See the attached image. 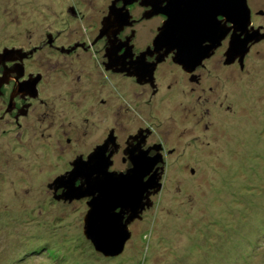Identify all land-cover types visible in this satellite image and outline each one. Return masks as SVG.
Listing matches in <instances>:
<instances>
[{
    "label": "rangeland",
    "instance_id": "rangeland-1",
    "mask_svg": "<svg viewBox=\"0 0 264 264\" xmlns=\"http://www.w3.org/2000/svg\"><path fill=\"white\" fill-rule=\"evenodd\" d=\"M113 1L0 0V53L19 48L25 53L50 38L66 49L86 37L95 39L98 32L92 27L108 15L106 5ZM249 4L254 27L264 31V0ZM156 23L134 27L148 43L162 25ZM228 42L206 62L200 84L175 68L156 78L158 88L151 93L149 81L141 86L134 74H112L111 101L100 95L98 100L105 102L93 114L81 109L82 121L78 116L72 120L77 115L73 109L62 114L68 117L64 125H54L45 155L38 140L3 132L0 264H264V39L251 47L243 68L238 60L224 63ZM86 51L72 56L101 57L95 48ZM2 121L0 128L9 127ZM75 122L81 128L72 136L73 148L64 147L66 137L61 136ZM139 127L150 129L151 142L164 146L163 187L142 219L130 224L124 250L104 256L84 234L92 197L56 200L55 194L65 189L55 190L53 183L68 172L63 173L70 162L73 168L79 154H90L110 130L112 136L113 129L123 145L110 170L126 171L131 163L122 161L123 150Z\"/></svg>",
    "mask_w": 264,
    "mask_h": 264
},
{
    "label": "flooded vegetation",
    "instance_id": "flooded-vegetation-1",
    "mask_svg": "<svg viewBox=\"0 0 264 264\" xmlns=\"http://www.w3.org/2000/svg\"><path fill=\"white\" fill-rule=\"evenodd\" d=\"M151 2L153 3V0H138L129 4L127 8L131 14L130 21L132 23L130 25H125L117 36H114L111 31L106 33L103 31L101 32L102 29L100 25H102L103 22V20H101L99 25L95 23V27H92V29H95L96 33L98 32L97 38L94 37L95 39H92L93 36L86 37L84 40L79 41V43L77 42L78 45L75 47L70 46V44V48L68 47V49H66L65 46L59 47L54 45L55 38H50L49 42H45L34 49L30 48L32 50L29 49L25 53V49L23 48H19V50L12 49L11 51L5 49L4 54L0 53V98L4 97V99H1L0 104V120H7L8 122L6 121V124H9V127L6 129L0 128V135H2L3 132H9L11 134L15 132L19 137L24 138L29 136L32 140H38L40 142L38 148L40 147L43 149V155L47 154L46 145L49 144V136L55 132L53 128L54 125L57 122L64 125L68 117L62 114L75 110L77 115H72V120L75 121L78 116L82 121V116L78 115L81 109H86L87 113L93 114V112L100 109V101L102 100V103L105 102L102 97L98 100L100 95L106 94L107 100L111 101V75L115 73L123 74V77L132 76L133 74L131 73L133 72L138 73L135 75L136 84L148 86L146 81H149L150 87L152 88L151 93H156L158 88L156 78L160 74H173L175 68L182 72L190 82L195 81L197 84H200L203 81V75L200 71L205 69L207 67L206 62L213 58L218 51L223 48L222 46L225 44L226 40H229V36L223 40L222 46L216 50L212 57L205 59L203 63L192 72L185 70L181 65L175 63L172 59V54H169L165 60L158 62L154 67L151 65L153 75L148 71H143L141 67L130 68L131 65L129 61L136 59L141 53L145 52L153 45L154 41L153 39L147 43L144 36H142L134 26L138 23L143 24L148 22L151 25H157V20H160L163 24L167 18L162 12L153 14ZM154 2L161 6V8L166 5V2H162V0H155ZM113 4L117 7L123 6V4L117 2H112L111 5ZM106 7L109 8V3ZM103 14L104 16L106 15L105 13ZM92 29H90V31ZM127 30L129 33L126 32ZM92 41L94 44H92ZM92 48L97 50L94 54L101 55L100 59L91 58L90 55L88 59L82 60L80 59V52L77 53L79 54L78 57L72 56L77 51H80V49L90 51ZM156 57L157 54L153 56L147 55L146 60L148 63L152 64L156 61ZM26 80L30 81L26 83ZM31 81L35 82V88L33 89H29L27 86ZM57 86L60 87L58 92L54 89V87ZM62 90H64L63 96L61 94ZM107 90H109V92ZM109 93L110 95H108ZM66 95L69 97L68 100L65 97ZM108 106L110 109L111 103ZM50 119H54L55 123L50 124ZM56 119L58 120L56 121ZM5 121L2 122L4 123ZM68 125L70 128L68 131L66 130L61 137H66L63 144L64 147L73 148L72 136H78V128H81V126L77 122ZM136 133H138V135H136L138 139L134 140L132 142L133 144H137L138 141L144 137L145 139L142 143L143 149L146 150L149 147L156 146L159 147L158 149L163 154V157L165 156L163 144L151 142L152 131L150 129L139 127L135 133L129 134L128 139ZM112 134V136L115 135V142L117 143L119 138V136L116 135L118 134L117 130L113 129ZM110 135L111 130L106 138L97 143L96 146L103 144ZM55 136H59L58 133H56ZM59 140L63 142L61 138H59ZM75 141L83 143L82 138H75ZM117 144L119 148L115 151L112 157L113 160L119 157L123 142H118ZM127 144L128 141H126V145ZM78 145L80 144L78 143ZM110 145L112 149L113 144ZM19 148H21V146ZM125 149L123 150L124 156L122 157L124 163L129 159L128 154L124 152ZM61 152L63 153L64 151L61 149ZM109 152L110 146L107 153ZM149 154H155V148L152 149ZM79 155L80 157L86 158L89 154H84L82 152ZM69 165V168H66L63 173L69 171V169L71 170V162ZM56 194L59 195L58 192Z\"/></svg>",
    "mask_w": 264,
    "mask_h": 264
},
{
    "label": "water",
    "instance_id": "water-1",
    "mask_svg": "<svg viewBox=\"0 0 264 264\" xmlns=\"http://www.w3.org/2000/svg\"><path fill=\"white\" fill-rule=\"evenodd\" d=\"M119 0L113 1L116 3ZM123 6L117 7L115 4L109 6L108 15L103 19V27L101 32L104 33L111 31L114 36H117L119 31L125 26L130 25L132 22L131 14L127 6L138 0H122ZM151 2L153 6V14L164 13L167 18L162 26L158 29V34L153 41V45L145 52L141 53L136 59L129 61L132 67L142 68L144 63L149 65H157L158 62L165 60V58L173 53V61L181 65L185 70L192 72L205 59L212 57L216 50L222 46L223 40L229 36L228 47L224 53L225 64H231L236 60L239 61L241 67H244V59L250 51L253 44L260 42L264 39V32L262 27L255 28L252 25V11L249 5V0H162L166 2L162 8L156 2ZM227 12L228 16V32L224 36H220L208 29L206 21L209 16L215 12ZM264 11H260L263 14ZM103 33V34H104ZM183 49L184 56L182 57L183 63L175 59L177 51ZM157 54L156 61L152 64L146 60L147 55L153 56ZM125 57V56H123ZM141 58H144L143 60ZM134 65V66H133ZM153 75V69L150 71ZM137 75L138 73H131ZM110 137L101 145L88 155L87 161L98 148H104L102 158L98 160L96 169L93 172V180L86 187H83V181L77 184L80 190H69L58 176L53 185L54 189H65L64 193L59 195L55 194L57 200L73 199L82 197H92L88 201L89 210L86 213L84 221V234L89 239L94 248L102 253L104 256H112L121 253L124 250V243L120 245L118 242L113 243L111 239L106 240L101 246L97 245L88 231V218L90 212L100 211L104 203L112 200H118L124 197L126 191L130 188L135 189V197L132 200V205L135 211L126 212L123 219L120 221V233H128L130 224L136 219H142L143 212L152 206V196L157 194L161 188L162 176L164 173L163 154L158 148L149 147L143 149L142 143L144 137L138 141L140 151L133 155L128 151L129 147L125 149L128 154L131 166L126 171H111L110 167L113 164V155L119 148V145ZM110 144H113L110 153ZM157 151L154 155L148 156V163L141 158L140 153L154 149ZM150 152V151H149ZM81 159V158H80ZM78 159V160H80ZM77 161V160H76ZM75 162V161H74ZM74 162L72 165H74ZM109 165V171L113 174V178L109 179L104 173V165ZM150 166L147 176L143 180L140 179L141 173ZM73 170V168L71 169ZM69 172V171H68ZM66 174L63 175H67ZM127 177V179H117V177ZM138 213V215L136 214ZM126 225V227H125ZM127 235V236H128ZM125 242V240H124Z\"/></svg>",
    "mask_w": 264,
    "mask_h": 264
},
{
    "label": "snow or ice",
    "instance_id": "snow-or-ice-1",
    "mask_svg": "<svg viewBox=\"0 0 264 264\" xmlns=\"http://www.w3.org/2000/svg\"><path fill=\"white\" fill-rule=\"evenodd\" d=\"M228 13L215 11L213 12L206 21L209 30L218 33L221 37L226 35L228 32V20L225 17ZM184 56V51L181 49L176 52L175 59L183 63L182 57ZM142 60L144 58H141ZM152 66L144 63L142 65L143 71H151ZM136 135L131 136L128 140L129 149L133 155L140 151L138 145H134L132 142L137 140ZM151 151V149H149ZM149 151H143L140 153L141 158L144 159L145 163H148ZM104 148H98L92 156L85 161L83 157L80 160L74 162L73 170H69L67 175H61L60 181L71 190H80L81 186L77 185L78 180L83 181V187H86L93 180V172L96 169L97 162L102 158ZM148 171H150V166L147 167L140 175V179L143 180L147 176ZM104 173L109 179L113 178V174L109 171V165H104ZM117 179H127V177H117ZM135 197V189L130 188L124 194V197L118 200H112L104 203L100 211L90 212L88 218V231L89 235L97 241V245L101 246L103 242L111 239L113 243L118 242L123 245L125 238L128 233H120V221L123 219L126 212L135 211L132 200ZM138 215V213H136ZM126 227V225H125Z\"/></svg>",
    "mask_w": 264,
    "mask_h": 264
},
{
    "label": "clouds",
    "instance_id": "clouds-1",
    "mask_svg": "<svg viewBox=\"0 0 264 264\" xmlns=\"http://www.w3.org/2000/svg\"><path fill=\"white\" fill-rule=\"evenodd\" d=\"M262 15H263V14H262ZM253 26H254V25H253ZM255 28H256V27H255ZM257 28H258V27H257ZM262 31H263V28H262ZM263 32H264V31H263ZM227 37H228V36H227ZM253 45H254V44H253ZM253 45H252V46H253ZM224 59H225V58H224ZM163 158H164V157H163Z\"/></svg>",
    "mask_w": 264,
    "mask_h": 264
},
{
    "label": "bare ground",
    "instance_id": "bare-ground-1",
    "mask_svg": "<svg viewBox=\"0 0 264 264\" xmlns=\"http://www.w3.org/2000/svg\"><path fill=\"white\" fill-rule=\"evenodd\" d=\"M253 13V12H252Z\"/></svg>",
    "mask_w": 264,
    "mask_h": 264
}]
</instances>
